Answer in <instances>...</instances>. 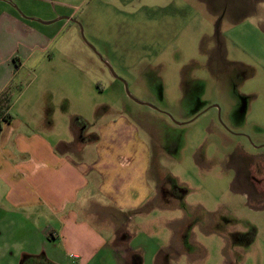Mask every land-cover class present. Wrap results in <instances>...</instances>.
I'll list each match as a JSON object with an SVG mask.
<instances>
[{"label":"rangeland","instance_id":"1","mask_svg":"<svg viewBox=\"0 0 264 264\" xmlns=\"http://www.w3.org/2000/svg\"><path fill=\"white\" fill-rule=\"evenodd\" d=\"M16 1L26 17L72 20L44 27L49 51L0 97L14 126L44 132L52 118L67 137L55 112L93 132L122 115L151 147L157 197L143 210L98 221L77 206L114 248L80 263L264 264L263 185L236 179L264 169V0ZM6 191L0 178V264H78L58 248L49 261L57 217L11 208Z\"/></svg>","mask_w":264,"mask_h":264},{"label":"crops","instance_id":"2","mask_svg":"<svg viewBox=\"0 0 264 264\" xmlns=\"http://www.w3.org/2000/svg\"><path fill=\"white\" fill-rule=\"evenodd\" d=\"M17 5L25 12L16 0H0V97L28 61L37 53L49 51L53 35L44 27L66 19L59 17L43 24L28 17L33 16L29 12H25L27 17L23 16ZM7 104L8 100L0 99V118L9 114L4 109L9 108ZM44 107L48 115L51 108ZM69 114L64 110L53 114L54 118L64 119L67 137L58 135L52 118L44 132L21 131L14 126L15 117L2 121L0 178L7 186L5 200L11 208L44 210L52 220L57 217V226L50 228L53 232L58 230L53 237L60 238V245L46 238L52 246L49 257L46 254L49 261L61 260L55 254L54 248H58L62 260L81 264L96 258V248L104 246L109 252L114 248L80 212V203L91 218L119 221V216L128 217L123 210H143L153 194L157 197V191L149 181L151 147L139 139L132 122L120 115L93 132L76 127L73 120L81 116L77 114L70 120L75 114ZM136 180L142 183L140 188Z\"/></svg>","mask_w":264,"mask_h":264},{"label":"flooded vegetation","instance_id":"3","mask_svg":"<svg viewBox=\"0 0 264 264\" xmlns=\"http://www.w3.org/2000/svg\"><path fill=\"white\" fill-rule=\"evenodd\" d=\"M242 170H244L243 174H242ZM236 177L238 181H240L239 179H242L243 181H246L247 184L248 182L249 183L254 182L260 186L263 185V189L257 191V193H259L260 196L257 197L254 196V198L256 199L261 198L260 200H262L264 204V169H259V167L254 166V164L247 166L246 168L238 167L236 170Z\"/></svg>","mask_w":264,"mask_h":264},{"label":"water","instance_id":"4","mask_svg":"<svg viewBox=\"0 0 264 264\" xmlns=\"http://www.w3.org/2000/svg\"><path fill=\"white\" fill-rule=\"evenodd\" d=\"M7 1H9V0H7ZM19 10V9H18ZM19 12H20V10H19ZM21 14H22V12H20ZM23 16H25L24 14H22ZM63 17V16H62ZM66 19H71V18H69V17H65ZM31 19H34V18H31ZM72 20V19H71ZM39 22H41V23H43V24H50V23H52V22H55L56 21V19L55 20H52V21H43V20H38ZM106 64L109 66V68H110V70L113 72V70H112V68H111V66H110V64H108L107 62H106ZM115 75V74H114ZM116 76V75H115ZM125 86H126V91H127V93L130 95V92H129V90H128V87H127V85L125 84Z\"/></svg>","mask_w":264,"mask_h":264},{"label":"trees","instance_id":"5","mask_svg":"<svg viewBox=\"0 0 264 264\" xmlns=\"http://www.w3.org/2000/svg\"><path fill=\"white\" fill-rule=\"evenodd\" d=\"M13 118V116L11 114H6L5 116H3L2 118H0V132L2 131V121H10ZM26 262H24L23 264H25Z\"/></svg>","mask_w":264,"mask_h":264}]
</instances>
